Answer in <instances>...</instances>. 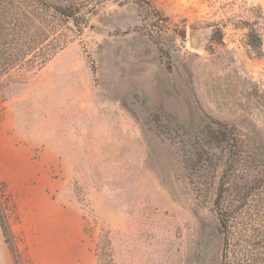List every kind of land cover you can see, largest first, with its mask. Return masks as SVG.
Here are the masks:
<instances>
[{"label": "rangeland", "instance_id": "374dc122", "mask_svg": "<svg viewBox=\"0 0 264 264\" xmlns=\"http://www.w3.org/2000/svg\"><path fill=\"white\" fill-rule=\"evenodd\" d=\"M49 1L79 27L0 89V264H264V0ZM207 119L252 157L226 231Z\"/></svg>", "mask_w": 264, "mask_h": 264}, {"label": "trees", "instance_id": "16d2710c", "mask_svg": "<svg viewBox=\"0 0 264 264\" xmlns=\"http://www.w3.org/2000/svg\"><path fill=\"white\" fill-rule=\"evenodd\" d=\"M78 13L73 5H58L49 0H0V89L24 82L33 69L44 67L63 47L59 39L61 25L72 23L79 27ZM243 137L237 128L207 119L193 142L195 165L189 166L191 176L223 167L215 207L225 231L230 220L222 208L229 193L227 184L252 158L247 156Z\"/></svg>", "mask_w": 264, "mask_h": 264}, {"label": "water", "instance_id": "95a60500", "mask_svg": "<svg viewBox=\"0 0 264 264\" xmlns=\"http://www.w3.org/2000/svg\"><path fill=\"white\" fill-rule=\"evenodd\" d=\"M193 42H195V38H193Z\"/></svg>", "mask_w": 264, "mask_h": 264}]
</instances>
